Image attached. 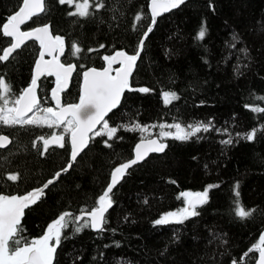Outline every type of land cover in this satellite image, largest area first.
I'll return each instance as SVG.
<instances>
[{"label":"trees","instance_id":"obj_1","mask_svg":"<svg viewBox=\"0 0 264 264\" xmlns=\"http://www.w3.org/2000/svg\"><path fill=\"white\" fill-rule=\"evenodd\" d=\"M149 2L91 0L89 14L80 16L70 15L73 4L45 0L44 11L24 25L49 24L65 41L63 61L77 66L62 95L65 103L78 101L84 69L103 67V56L118 49L135 53L147 27L152 31L131 77L133 89L150 91H125L106 119L117 133L111 139L91 136L71 169L25 210L19 237L22 243L38 239L65 211L75 218L82 209L97 206L113 170L134 156L141 137H158L164 151L124 170L109 194L112 206L103 229L76 232L89 218L70 221L61 230L53 264H256V247L264 245V112L253 109L264 108V0H184L154 25ZM21 3L0 0V32ZM202 26L206 35L200 40ZM73 44L81 49L75 56ZM7 45L0 38V47ZM39 49L30 40L0 62V78L10 85L8 104L30 84ZM53 84L52 76L40 79V108L53 105ZM164 92H175L179 99L166 105ZM209 122L208 131L188 140L160 136V125L179 123L188 130V125ZM40 125L0 126V133L12 139L0 149V194L29 192L68 163L69 132L64 133L65 147L51 145L45 152L43 139L61 126ZM253 130L255 136L247 139ZM228 139L231 144L223 143ZM9 174L18 180H8ZM205 190L207 202L197 206L198 216L155 224L164 213L185 208L181 192ZM237 200L246 211L254 210L249 217L235 215Z\"/></svg>","mask_w":264,"mask_h":264},{"label":"snow or ice","instance_id":"obj_2","mask_svg":"<svg viewBox=\"0 0 264 264\" xmlns=\"http://www.w3.org/2000/svg\"><path fill=\"white\" fill-rule=\"evenodd\" d=\"M58 2L60 4L67 3L71 5L73 0H58ZM183 3L184 0H151V25L156 23V17L160 14L158 10L159 7H163V10L167 11ZM43 4L44 0H22V6L19 7L18 11L13 15L8 17L7 22L2 25L0 38H3L4 43L10 46L0 47V62L8 61L13 53L20 48L23 38L28 37L31 39L35 33V40L39 41L41 48L47 50L49 56H52L51 60L46 61L44 60L45 52L41 51L39 53V59L35 62V74L37 77L45 74L48 76L55 75L57 89H59L61 87V78H63V84L66 85L69 76L75 68L73 64L65 65L59 62L54 55L57 50H59L61 54L64 52L63 38L59 35L55 37L49 36V26L47 25L37 27L32 31L22 32L20 30L22 24L44 11ZM88 6V0H84L82 4L76 5V11L70 13V15L79 14L80 16H86L89 14L87 12ZM98 6L103 7V4H99ZM136 19L139 20L141 17L137 16ZM151 31L152 27H147L134 54H128L126 51H116L114 55L103 56V60L107 62V67L102 71L94 67L85 70L83 72L82 95L79 98V102L76 104H69L59 112L51 107L41 109L38 106L37 96L35 95V89L37 87L36 78H33L30 86L23 90V94L20 95L18 99L14 100V104L21 105V107L7 108L6 106L9 100L5 98V95H11L10 85H8L3 78H0V126L32 125L39 121H43V124H47V127L52 128L54 125L65 123L67 119V126L63 131L71 133L70 161L65 168L57 171L53 178L49 179L42 188H38L23 196L0 194V264H53L54 254L61 243V230L65 228L70 221L77 223L83 219V214L85 213L90 219L84 220L83 224H78L75 231L79 232L83 227L102 230L103 225L107 223L104 214L107 209L112 206V200L109 194L112 193L113 187L119 182L120 177H118L117 174H122L124 170L142 160L149 151L156 153L164 151L166 145L164 143H158L155 139L148 140L147 146L138 143L135 148V159L115 168L111 174V183L108 185L106 191L98 197L97 206L93 207L91 210L82 209V215L75 218L72 217L70 212L65 211L58 219L48 225L46 233L41 238L22 243L19 233L23 231L22 226H20V220L24 209L29 207L31 203H34L38 196L43 193V190L47 189L49 185H52L62 172H67L72 167L79 151L86 146V141L84 139L85 133L92 131L95 125L103 121L102 131H96L95 135H107L109 139H111L117 133L118 127H110L105 117L109 112L118 107L125 90L139 91L142 93H148L150 91L148 88H131L129 78L132 75L133 69L136 67L137 59L143 49L144 39L147 38L148 33ZM205 35L206 28L202 26L197 39L202 40ZM7 38H14V41ZM89 51L92 50L90 49ZM79 52H81V49L73 44L71 54L75 56ZM113 63L120 65V67L113 68ZM112 72H115V75H113ZM52 96L59 100L56 89L52 91ZM178 99L179 97L175 92L163 93V102L166 105ZM33 108L36 109L37 115H34L30 119H25L27 112H32ZM253 110L264 112V108H256ZM41 111L45 113L43 117L38 115ZM43 124L40 126H43ZM210 126V122L209 124L200 123L195 126L188 125V130H186L181 127L179 123H176L169 126L177 130L176 133L173 134L172 132L163 131L164 126L161 125L160 136H171L177 140H188L202 130L208 131ZM136 128H139V125H137ZM136 128L125 127L124 130L134 131ZM139 130L141 132L145 131L143 128H139ZM255 133L256 130H253L246 138L249 140L252 139ZM8 139V136L0 135V147H2L4 142L8 141ZM40 139H43V137ZM53 139L60 148L65 147L63 134L54 136ZM141 139L143 140L145 138L142 136ZM51 142V140H44L43 150L45 152H47ZM105 143L107 144V141H105ZM223 143L231 144L232 140L228 139L223 141ZM108 146L110 147L111 145ZM7 179L10 181H17L18 175L9 174L7 175ZM211 187L213 186H208V188ZM236 195L238 197L239 193L237 192ZM178 198H184L187 207L181 209L179 212H169L163 215L155 221V224L164 225L173 222L170 220V217H181L175 222L182 223L184 219L198 216L199 212L196 211V208L198 205L207 202L208 191L205 190L195 193L181 192ZM252 211L254 210L246 211L240 206L237 200L235 215L244 219L249 217ZM260 242L264 244V235H261ZM256 250L259 252V264H264V247L257 245ZM233 264H236V261H233Z\"/></svg>","mask_w":264,"mask_h":264},{"label":"water","instance_id":"obj_3","mask_svg":"<svg viewBox=\"0 0 264 264\" xmlns=\"http://www.w3.org/2000/svg\"><path fill=\"white\" fill-rule=\"evenodd\" d=\"M22 6V3H21V5H20V7ZM180 6V5H179ZM43 7L45 8V0H44V4H43ZM151 7H152V5H151V0H150V2H149V9H150V12H151ZM174 8H177V7H174ZM174 8H170V10H172V9H174ZM158 10H159V12H160V14L159 15H157V17H159L161 14H164V13H167V12H169L170 10H167V11H164L163 10V7H159L158 8ZM16 11H18V9L16 10ZM15 11V12H16ZM14 12V13H15ZM13 13V14H14ZM40 13H42V12H40ZM39 13V14H40ZM12 14V15H13ZM157 17H156V19H157ZM29 21V20H28ZM28 21H26L24 24H22L21 26H20V30L22 31V32H24V31H32L33 29H35V28H37V27H43V26H45V25H47V26H49V36H51V37H55V36H57V35H55L53 32H52V29H51V27H50V25L49 24H40V25H36V26H33V27H30V28H25L24 27V25L26 24V23H28ZM7 21H5V23H6ZM11 40H13L14 41V38H11ZM30 40H35V33L33 34V37L30 39V38H28V37H24L23 38V41H22V43H21V46H20V48L24 45V44H26L28 41H30ZM35 41H37V40H35ZM38 42V45H39V47H40V49H39V53L41 52V51H44L45 52V55H44V60H51L52 59V56H49L48 55V52H47V50L46 49H43V48H41V46H40V43H39V41H37ZM7 46H10V45H7ZM19 49V48H18ZM116 51H126V50H123V49H118V50H116ZM116 51H114L111 55H114L115 54V52ZM142 51V50H141ZM65 52H66V44H65V41H64V52L61 54V53H59V50H57L55 53H54V55L56 56V59L57 60H59V62H61V63H64L65 65H68V64H73V65H75V68L73 69V72L71 73V75L69 76V79H68V83L65 85V84H63V78H61V87L59 88V89H57V81H56V76L55 75H52V77L54 78V84H53V86H52V88H51V97H52V99H53V105H51V106H49V107H51V108H53L55 111H57V112H59V111H61L64 107H66L67 105H69V104H76V103H78L79 102V99H78V101L77 102H72V103H65L64 101H63V93L65 92V91H67L69 88H70V86H71V83H72V79H73V76H74V74H75V72H76V69H77V66H76V64L74 63V62H70V63H65L64 61H63V56H64V54H65ZM127 52V51H126ZM39 53H38V56H37V58H36V61L39 59ZM128 54H134V53H131V52H127ZM141 54V53H140ZM140 57V56H139ZM139 57H138V59H137V62H138V60H139ZM35 61V62H36ZM137 62H136V66H137ZM96 68L97 70H103L105 67H107V62L105 61V65L103 66V67H95V66H90V67H87L86 69H84V71L85 70H88V69H90V68ZM116 67H120V65H118V64H116V63H113V68H116ZM135 69H136V67L133 69V72H132V74L134 73V71H135ZM83 71V72H84ZM112 74L113 75H115V72H112ZM46 75V74H45ZM45 75H42V76H36V74H35V63H34V67H33V75H32V79L33 78H36L37 79V87H36V89H35V95L37 96V100H38V105H39V102H40V99H39V94H38V88H39V81H40V79H42ZM131 77H132V75L130 76V78H129V83H130V87L132 88V86H131ZM30 84H31V82H30ZM30 84L29 85H27L23 90H25V89H27L29 86H30ZM54 89H56L57 90V95H58V97H59V100H57L55 97H53L52 96V91L54 90ZM82 89H83V73H82V81H81V91H80V96L82 95ZM127 90V89H126ZM125 90V91H126ZM125 93V92H124ZM124 93H123V96H124ZM23 94V91L20 93V95H22ZM19 95V96H20ZM19 96H18V98H19ZM123 96H122V98H121V101H120V104H121V102H122V99H123ZM17 98V99H18ZM80 98V97H79ZM120 104L118 105V107L120 106ZM21 107V105H17V104H15V108H20ZM49 107H47V108H49ZM117 107V108H118ZM117 108H115V109H117ZM115 109H113L111 112H113ZM35 110V108H33V111ZM32 111V112H33ZM32 112H27V114H26V116L25 117H27L28 115H30ZM111 112H109L108 114H107V116L105 117V120L107 119V117L110 115V113ZM67 121V119L65 120V122ZM103 123V121L100 123V124H97V125H95L94 126V128L92 129V131H89V132H87V133H85V136H84V139H85V141H86V146L85 147H83V149L81 150V151H79V154L77 155V157L88 147V145H89V143H90V140H91V136L99 129V127H100V125ZM64 124V123H63ZM59 125H62V124H59ZM0 135H4V136H8V141H6V142H4V145L2 146V147H0V149H5V148H7L10 144H11V141H12V139H11V137L7 134V133H0ZM54 136H59V134L58 133H55V134H51V135H49V136H47V137H45L44 139H43V144H44V140H51L52 142L49 144V146H51V145H57L56 143H55V140L53 139V137ZM78 136H79V134H78ZM70 137H71V133L69 132V135H68V142H69V144H70ZM151 139H155V140H157V142L158 143H164L165 144V142L162 140V139H160V138H158V137H149V138H145V139H141V140H139L138 142H137V144L138 143H142V144H144L145 146H147V142H148V140H151ZM136 144V145H137ZM136 145H135V148H136ZM135 148H134V156L130 159V160H128L127 162H130L131 160H133V159H135V156H136V151H135ZM142 152H143V148H142ZM151 153H156V152H151V151H149V152H147L146 153V155L144 156V158L143 159H145L146 157H148ZM161 153V152H160ZM70 158H71V144H70V156H69V161H70ZM77 159V158H76ZM142 159V160H143ZM142 160H140V161H142ZM68 161V162H69ZM140 161H138V162H140ZM126 162V163H127ZM73 164H74V162H73ZM67 165V164H66ZM66 165L63 167V168H65L66 167ZM73 166V165H72ZM63 168H61V169H63ZM61 169H59L58 171H60ZM71 169V168H70ZM69 169V170H70ZM68 170V171H69ZM115 170V169H114ZM113 170V171H114ZM67 171V172H68ZM57 172V171H56ZM64 173H66V172H62L61 173V175L62 174H64ZM60 175V176H61ZM118 175V177H120L119 178V181L121 180V175L122 174H117ZM54 176V175H53ZM53 176L52 177H50V178H48L45 182H43L41 185H39V186H36V187H34V188H32L29 192H32V191H34V190H36V189H38V188H42V186L49 180V179H52L53 178ZM60 176H59V178H60ZM58 178V179H59ZM58 179H56L55 180V182L58 180ZM54 182V183H55ZM110 183H111V180H110ZM109 183V184H110ZM118 184V183H117ZM116 184V185H117ZM115 185V186H116ZM50 186V185H49ZM114 186V187H115ZM108 187V186H107ZM113 187V188H114ZM46 191V189H44L43 190V193ZM106 191V190H105ZM29 192H26V193H22V194H12V195H20V196H23V195H26V194H28ZM42 193V194H43ZM192 193H195V192H192ZM42 194L41 195H39L38 196V198L35 200V202L42 196ZM34 202V203H35ZM34 203H31L30 205H29V207L30 206H32ZM185 207H187V204H186V206ZM28 208V207H27ZM27 208H25L24 209V212H23V215H24V213H25V210L27 209ZM109 210V208L107 209V211ZM106 211V212H107ZM106 212H105V214H106ZM105 214H104V216H105ZM23 215H22V217H21V220H22V218H23ZM80 215H82V213H80L78 216H80ZM83 217H87V218H89L87 215H86V213L85 214H83ZM90 219V218H89ZM21 220H20V222H21ZM95 230H98V229H95ZM46 233V232H45ZM44 235V234H43ZM42 235V236H43ZM261 235H264V230L262 231V233H261ZM41 236V237H42ZM40 237V238H41ZM39 239V238H38ZM262 247H264V245L262 246ZM258 255H259V252H258ZM256 264H259V260H258V256H257V261H256Z\"/></svg>","mask_w":264,"mask_h":264},{"label":"rangeland","instance_id":"obj_4","mask_svg":"<svg viewBox=\"0 0 264 264\" xmlns=\"http://www.w3.org/2000/svg\"><path fill=\"white\" fill-rule=\"evenodd\" d=\"M84 2V0H73V5H74V10L76 11V5H78V4H82ZM90 4H91V0H88V5L90 6ZM89 6H88V8H87V11H88V9H89ZM7 108H13V107H15V104L13 103V104H8L7 106H6ZM41 109H43V108H41ZM34 115H37V113H36V109L30 114V115H28L27 117H25V119H30V118H32ZM38 115L40 116V117H43L44 115H45V113L43 112V111H41V112H39L38 113ZM38 123H41V124H43V121H39ZM174 124H176V123H171V124H168V125H166V126H164V128H163V131H165V132H172L173 134H175L176 133V129L174 128V127H169V126H171V125H174ZM45 125H47V124H45ZM181 125V124H180ZM58 125H54L53 127H57ZM61 127V131H57V130H54L53 132H52V134H55V133H58L59 135H61V134H63L64 135V133H66V132H64L63 131V129L67 126V121L64 123V124H62V125H60ZM110 126V125H109ZM161 126V125H160ZM110 127H112V126H110ZM181 127H183L182 125H181ZM184 128V127H183ZM97 131H102V124L100 125V127H99V129L97 130ZM148 131H151V128L150 129H147V132ZM160 132H161V127H160ZM95 134V133H94ZM93 134V135H94ZM163 137H167V136H163ZM169 212H177V211H169ZM169 212H166V213H164L163 215H165V214H167V213H169ZM163 215H161L159 218H161ZM158 218V219H159ZM179 218H181V217H170V219H179Z\"/></svg>","mask_w":264,"mask_h":264}]
</instances>
